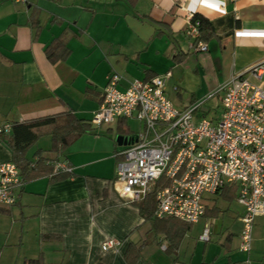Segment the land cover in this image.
Listing matches in <instances>:
<instances>
[{"label": "crops", "instance_id": "obj_1", "mask_svg": "<svg viewBox=\"0 0 264 264\" xmlns=\"http://www.w3.org/2000/svg\"><path fill=\"white\" fill-rule=\"evenodd\" d=\"M213 3L137 0L131 7L126 0H0V121L71 111L90 122L114 72L121 76L120 90L134 79L170 72L165 95L178 108L200 106L235 75L264 87V74L257 81L248 73L264 63V0H226L223 13ZM191 14L220 21L205 52H197L194 39L185 35ZM63 31L69 55L50 63L44 48ZM125 120L104 128L90 124L92 130L65 149L57 159L72 169L69 177L40 176L15 190V203L0 208V264L29 259L42 264H264V216L254 221L250 250H240L243 207L234 195L240 210H222L213 199L222 190L204 197L203 216L173 251H164L166 224L144 218L113 186L126 146L116 137L124 136ZM46 133L26 158L33 160L38 150L48 157ZM11 159L0 141V164ZM110 239L118 246L102 250Z\"/></svg>", "mask_w": 264, "mask_h": 264}, {"label": "built area", "instance_id": "obj_2", "mask_svg": "<svg viewBox=\"0 0 264 264\" xmlns=\"http://www.w3.org/2000/svg\"><path fill=\"white\" fill-rule=\"evenodd\" d=\"M184 32L192 38L197 35L196 27L189 23ZM194 49L205 52L206 43L198 42ZM248 73L260 81L264 63L252 66ZM169 76L167 71L149 80L134 79L123 90L118 88L120 74L107 76L91 125L127 118L143 124L142 131L120 153L113 186L127 202H139L154 193V217L169 216L188 224L203 216L205 196L233 187L235 201L243 207L239 249L248 252L254 221L264 216V87L244 76H231L217 91L221 92V114L206 119L197 113L199 104L178 108L166 97ZM8 132L9 124L0 121V134ZM55 169L72 170L60 162ZM160 178L164 182L156 190ZM22 184L12 162L0 164V208L15 203V190ZM208 227L206 223L204 241L208 240ZM118 244L110 239L101 249Z\"/></svg>", "mask_w": 264, "mask_h": 264}, {"label": "trees", "instance_id": "obj_3", "mask_svg": "<svg viewBox=\"0 0 264 264\" xmlns=\"http://www.w3.org/2000/svg\"><path fill=\"white\" fill-rule=\"evenodd\" d=\"M126 1L133 7L137 0ZM219 22L220 21H209L199 14H191L188 23L194 25L197 29V35L193 38V45L195 46L198 42L206 43L216 33ZM35 27L37 29L39 28L37 25H35ZM65 34L66 32L63 31L44 48V54L50 63L65 60L69 55V50L66 47L64 38ZM5 122L9 124L10 132L0 134V141L10 149L12 155L10 162L17 167L23 183L40 176H49L51 177V181L69 177L71 175L70 172L67 173L55 169V165L58 163L57 158L82 133L92 130L90 122L77 118L71 111L33 120ZM45 132L50 135L51 141L48 154L53 157L49 155L47 157L43 155L41 150H38L34 153L33 160L26 158L25 154L28 148ZM163 182L164 179L160 178L156 184V190L161 188ZM219 195L225 200L231 201L234 198L235 189L233 187H225ZM134 204L139 208L144 218L152 219L154 222H158V219H161L160 221L166 224V227L169 228L170 231L166 234L167 240L164 251H173L182 234L191 224L169 216L162 218L154 217V193L148 194L143 200L135 202ZM213 209V214H216L219 208L214 207L212 210ZM44 238L50 239L51 237L46 236ZM23 264H42V261L40 259H29Z\"/></svg>", "mask_w": 264, "mask_h": 264}, {"label": "rangeland", "instance_id": "obj_4", "mask_svg": "<svg viewBox=\"0 0 264 264\" xmlns=\"http://www.w3.org/2000/svg\"><path fill=\"white\" fill-rule=\"evenodd\" d=\"M161 75V74H160ZM218 89L213 91V97H210L208 99H205L203 102H201L199 106V110L201 113H203L204 117L206 119H214L218 117L221 114L222 108L219 104V97L221 96V92H218ZM169 97L170 99H173L172 94ZM177 102V101H176ZM175 102V103H176ZM179 105V103H176ZM104 128V125H101ZM126 129V130H125ZM143 129L142 122L136 120L135 118H127L124 123L121 130L123 131L124 136H130L132 139L136 137V135L141 132ZM125 130V131H124ZM43 139V137H42ZM41 140V138L39 139ZM134 143V142H133ZM213 199L217 202V205L222 209H230V210H240L239 205L233 200L228 201L222 198L220 195L213 196Z\"/></svg>", "mask_w": 264, "mask_h": 264}, {"label": "clouds", "instance_id": "obj_5", "mask_svg": "<svg viewBox=\"0 0 264 264\" xmlns=\"http://www.w3.org/2000/svg\"><path fill=\"white\" fill-rule=\"evenodd\" d=\"M226 0H214V3L210 5L214 10L224 12Z\"/></svg>", "mask_w": 264, "mask_h": 264}, {"label": "water", "instance_id": "obj_6", "mask_svg": "<svg viewBox=\"0 0 264 264\" xmlns=\"http://www.w3.org/2000/svg\"><path fill=\"white\" fill-rule=\"evenodd\" d=\"M132 140L133 139L130 136L126 137V136L119 135V136L116 137V142L119 145H121V144H125V145L130 144L132 142Z\"/></svg>", "mask_w": 264, "mask_h": 264}]
</instances>
